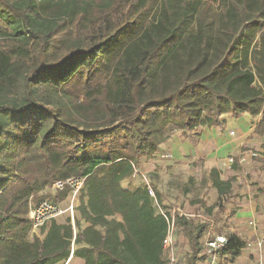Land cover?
Instances as JSON below:
<instances>
[{
    "label": "trees",
    "instance_id": "1",
    "mask_svg": "<svg viewBox=\"0 0 264 264\" xmlns=\"http://www.w3.org/2000/svg\"><path fill=\"white\" fill-rule=\"evenodd\" d=\"M213 5L215 23L201 13ZM225 115L261 117L264 137V0H0V264H61L73 244L85 264H168L175 248L176 264H202L211 222L175 215L166 251L164 195L123 182L173 134L197 138ZM207 175L223 205H193L221 221L236 179ZM71 179L85 180L75 226L34 230V207L71 188L43 193ZM243 249L228 237L222 254Z\"/></svg>",
    "mask_w": 264,
    "mask_h": 264
},
{
    "label": "crops",
    "instance_id": "2",
    "mask_svg": "<svg viewBox=\"0 0 264 264\" xmlns=\"http://www.w3.org/2000/svg\"><path fill=\"white\" fill-rule=\"evenodd\" d=\"M260 121L261 117L254 118L253 116L243 115V117L239 119H234L231 116L225 115L222 117L223 125L221 128L202 129L200 131V136L197 138H185L179 132L173 134L170 140L165 142L160 147L161 150L154 159H150V161L144 159L141 161L139 170L144 172L145 175H147L146 177H148V174L153 172L163 179L165 176L173 178L175 175L174 173L178 172L176 170L178 168H191V170L199 169L200 171H208L215 168L220 171L222 179L235 178V188L237 189V192L240 190V195L244 197L241 201L240 198L237 199L239 207H237L238 210L236 211L235 217H231V214L226 212L221 217V221L215 222L213 220L212 234L216 236V227L218 229L222 227L223 234L218 236H228L230 232H233V228L231 230L225 229L224 231V224L229 221H233L237 226L244 225L245 227H247L249 223L254 224L253 222H260L261 228L264 230V197L258 194L259 189L264 186V173L260 170L261 162H253L249 159V156H247V152L243 151L244 147L252 148L257 143L264 145V137H258L255 134V129ZM232 132L235 133L233 136L231 135ZM251 136H253V139L247 141V139ZM240 154H244L243 161H240ZM253 154H256V157L261 158V160L264 159V155L252 153L251 156H253ZM230 158H233L235 163L236 160L238 161V169L234 168L235 164H229ZM250 175L256 177L255 181H253L256 183L248 181V177ZM132 179L127 181H133ZM158 191L162 194L170 192L168 183L165 187H163V189L159 186ZM171 191L174 192V190ZM166 205L167 204L164 203L165 207ZM196 207L198 208V205ZM168 208L170 214L175 209V207ZM229 217L232 218V220H230ZM74 219L75 212L71 218V222L75 226ZM89 226V224H84L83 227L87 228ZM249 229L251 230V228ZM255 231L256 229L254 228V232ZM253 234L254 233L250 235L246 233L245 236H249V240H252L254 239ZM236 236L238 238H242L241 233L240 235L236 234ZM258 242L262 244V248L257 245L258 248L256 253L261 250V256L258 257V260L256 261L258 264L261 260L264 264V238H262V240H258ZM79 247L83 248L84 244H80ZM204 249V254L208 258L202 264H249L245 253H242L240 257L234 259L227 253L221 254L217 259L212 260L209 251L205 247ZM75 250L76 247L73 244L71 256L61 264H85L84 258L74 257ZM174 250L177 251L178 255H182V251L179 249L175 248ZM184 250L189 249L186 246L184 247Z\"/></svg>",
    "mask_w": 264,
    "mask_h": 264
},
{
    "label": "rangeland",
    "instance_id": "3",
    "mask_svg": "<svg viewBox=\"0 0 264 264\" xmlns=\"http://www.w3.org/2000/svg\"><path fill=\"white\" fill-rule=\"evenodd\" d=\"M201 13L203 15H205L206 21L207 22H213L215 23L217 21V17H218V6L217 5H213L209 8H205L203 7V9L201 10ZM253 139V136H251L250 138L247 139L251 140ZM243 151L247 152V156H249V159H251L253 162L255 163H259L261 161V158L256 157V156H251L252 153H258L260 155H264V145L261 143H257L255 144L254 147H244ZM240 157H243L244 154H240ZM244 160V159H242ZM178 172H175L173 178L172 177H168L165 176L163 179H161V177H159V175L154 174L153 172L148 174V177H146L147 175H145V177H143L145 174L144 172H142L143 176L141 175H136L135 178H133V181H126L123 182V186L124 187H136V185L138 184H146L148 183L150 185V187L152 186H156L157 190L158 187L160 186L162 189L163 187L166 186V184L168 183L169 186V191L170 192H165L164 194V203H166L168 207H175V209H181L182 212H184L187 215H193L195 216V218H197V213L207 217L208 219H210L208 216H206L203 211L202 212H198V208L196 207L197 205H193L195 203V201H200L203 200V202H205L207 205L209 206H221L223 205V201L224 199L221 198L217 192V190L211 189V191L208 192V190L206 189V187L201 185V181L207 177V172L208 171H200L199 169L197 170H191V168H178L176 169ZM145 171V170H144ZM226 172V171H225ZM154 176V177H153ZM251 176V177H250ZM248 177V181L252 182V183H256L253 182L255 181L256 177L253 175H250ZM173 179V180H172ZM147 180V181H146ZM169 181V182H168ZM132 182V183H131ZM241 187V186H239ZM171 190H174V192H172ZM185 190L187 191L185 193ZM166 191V189H165ZM46 196H50V198L52 199L53 197L56 196V192L52 189L46 191L45 193ZM234 194H236V196H234ZM232 196V199L229 202V206H228V211L230 214L233 211H237L239 207L238 205V201L237 199L240 198L241 199L244 196L240 195V190H238L237 193H234ZM246 196V195H245ZM79 197L80 195H78V197L75 199L73 198V194L70 192V195L68 197V199L63 202V204L61 205L62 209L67 210V214H65L64 216L57 218L56 220L58 222H64V220L66 218H72L75 212V216L77 215V207L79 205ZM49 198V199H50ZM50 201V200H48ZM51 202V201H50ZM70 205H73V207H75V211H71L68 210ZM172 208V209H173ZM225 214V213H224ZM192 218V219H195ZM230 220H232V218L229 217ZM234 219V218H233ZM254 224H248L247 227L243 226H237L233 221H229V222H225L224 224V231L225 229H229L231 230L233 228V232H230L229 235L227 237L232 238L233 236L240 235V233L242 234V238L240 237V239L242 240V243L244 245V249L242 251V253H245L247 261L249 262V264H257L258 257L256 255V251H257V245L258 240H262V238H264V230L263 228H261V223L259 222H253ZM255 225V226H254ZM260 225V228H259ZM263 225V224H262ZM251 228V230L249 229ZM254 228L256 229V231L254 232ZM250 231H249V230ZM37 233L39 234V232L37 231ZM248 233L250 235H252V233H254V239L249 240V236H245V234ZM175 232H174V242L175 240H177V237H175ZM264 247V246H263ZM184 252V251H183ZM174 255L176 258H178L177 251L174 252ZM264 260V258H263Z\"/></svg>",
    "mask_w": 264,
    "mask_h": 264
},
{
    "label": "built area",
    "instance_id": "4",
    "mask_svg": "<svg viewBox=\"0 0 264 264\" xmlns=\"http://www.w3.org/2000/svg\"><path fill=\"white\" fill-rule=\"evenodd\" d=\"M235 133H231V135L233 136ZM253 156H257L256 154H253ZM243 157H240V161L242 160ZM229 164L233 165L235 164V160L233 158L229 159ZM142 175L143 173L139 170H137L135 172V175L133 176V178L136 177V175ZM144 175V176H143ZM142 176L145 177V174H143ZM147 181V180H146ZM85 180L84 179H71L67 182H57L52 186V190H54L55 192L58 191H63L64 188L68 185L71 188V193L73 194V198H77L79 194L80 189L82 188V186L84 185ZM147 184V191L150 194V197L155 198V192L153 191L152 187H150V185L148 183ZM61 205H53L50 201H44L42 202L39 206L34 207V209L30 212V218L33 221V225H34V230H37L38 228L42 227L45 225V223L49 222V220L51 219H57L60 218L62 216H64L65 214H67V210H64L61 208ZM75 207H73V205H70L68 210L71 211H75L74 209ZM162 215L164 216L165 220L168 221V229H167V233H166V238L164 240V244H163V248L164 250L167 251V249L172 248L173 244H174V232H175V220L174 217L175 215H184L185 217L188 218H195V216L193 215H187L184 212H182L181 209H174L171 213V216H167L165 215L163 212H161ZM198 219L202 220L203 222H211V227L210 230L208 231V235L207 238L204 242V247L209 251L210 257L212 258V260L217 259L222 252L224 251L226 244L228 243V237L227 236H215L214 234H212V227H213V220L212 219H208L207 217H204L202 215H198L197 216ZM259 247L262 248V244L259 243L258 244ZM257 257L261 256V250H259L256 253ZM177 262V258L174 255V252L169 254L168 256V264H176ZM258 264H263V262L260 260L258 262Z\"/></svg>",
    "mask_w": 264,
    "mask_h": 264
}]
</instances>
